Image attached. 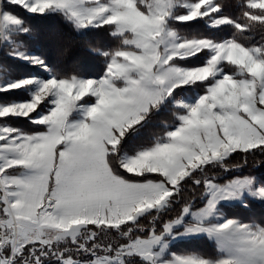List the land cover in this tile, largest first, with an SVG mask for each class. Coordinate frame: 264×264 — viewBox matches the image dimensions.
<instances>
[{"label": "snow or ice", "instance_id": "6c2138e0", "mask_svg": "<svg viewBox=\"0 0 264 264\" xmlns=\"http://www.w3.org/2000/svg\"><path fill=\"white\" fill-rule=\"evenodd\" d=\"M238 7L0 0V264H264L234 213L264 206V0Z\"/></svg>", "mask_w": 264, "mask_h": 264}, {"label": "trees", "instance_id": "16d2710c", "mask_svg": "<svg viewBox=\"0 0 264 264\" xmlns=\"http://www.w3.org/2000/svg\"><path fill=\"white\" fill-rule=\"evenodd\" d=\"M223 2L226 4V12L227 14L231 16H238L239 15V7L238 5L242 2V0H223ZM196 22H190L189 25H175L176 28L180 29L182 32L186 33H192L193 28L191 25H194ZM55 25L53 23H48L45 25L46 29H52ZM201 28L204 27V25H200ZM93 43H98L100 46H104V41L99 40L96 37H89ZM260 34L259 32L256 34V39L259 40ZM66 39L68 40H76V43L72 44L71 50L68 55V61L71 62H78L81 66L88 68L90 71H96L99 68V65L93 61L85 52L83 49L82 44L79 43V38L75 37L73 33H67ZM2 95V94H0ZM17 99L24 98V93L20 92L18 95H16ZM11 124L13 127H20V128H26L28 127L26 120H19L15 119L11 121ZM149 135L148 130H145L143 133V137L147 138ZM256 174L259 176H264V168H260L256 170ZM235 215H237L239 218L248 220V219H255L257 222L264 220V206H260L258 204H254L251 208H243V207H237L234 210ZM230 215L233 214L232 212L229 213ZM179 247L187 250V251H195V252H201V253H207L210 254L212 249L207 242V240H193L188 242L185 245L182 246H173V250H177Z\"/></svg>", "mask_w": 264, "mask_h": 264}]
</instances>
